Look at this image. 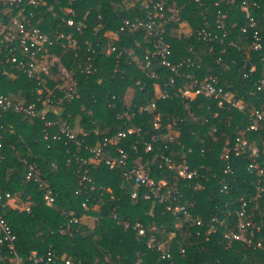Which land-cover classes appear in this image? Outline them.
I'll return each instance as SVG.
<instances>
[{"label": "trees", "instance_id": "obj_1", "mask_svg": "<svg viewBox=\"0 0 264 264\" xmlns=\"http://www.w3.org/2000/svg\"><path fill=\"white\" fill-rule=\"evenodd\" d=\"M26 1H22V7L29 10ZM157 1L163 4L164 18L172 14L171 9L180 8L179 19L188 22L193 31L205 29L217 36H171L169 27L176 24L167 19V30L162 34L170 44V66L178 65L174 70L161 63L155 40L143 27L119 30L125 19L131 21L144 15L139 3L43 0L40 15L36 16L41 18V28L48 33L53 29L72 30L77 39L76 48L56 44L53 49L60 66L76 79L75 90L79 93V97L63 101L55 117L70 126L79 121L88 133L85 137L79 135L83 138L81 146L64 136L52 138L55 128H50V137L44 139V120L0 112L4 128H0L4 137L2 152L6 157L0 162V194L11 193L18 204L16 207L0 199V216L16 235L15 247L23 258L31 251L42 253L50 247L59 255L80 261L77 264H264L261 250L228 240L222 227L207 233V224L198 225L195 220L200 217L206 223L210 214L219 217L228 209L234 215L243 200L249 215L257 216L264 208V192L256 197L257 170H247L251 158L247 153L230 158L231 172L225 173L228 159L221 153L225 140L241 134L264 153V126L258 130L246 127L253 109L264 111V90L256 88L264 72V0H246L256 22L260 49L252 47L253 29L241 8L242 0H203L200 5L194 0H150ZM68 6L74 15L65 12ZM221 14L226 15L223 28L218 26ZM68 18L73 20L72 26L67 25ZM109 45L115 46V51L105 53ZM88 64L90 71L86 72ZM250 65L255 70L248 73ZM208 74L216 76L219 85L241 99L242 111L218 106L213 98L202 94L193 99L182 97V91L193 79L201 80ZM171 77L176 79L174 85L168 83ZM65 83L66 78L56 74L53 79L46 78L47 86L53 87L56 94L62 93ZM35 87V82L19 71L10 77L0 67V93L28 96ZM158 90H167L169 97L157 99L152 112H139L138 106L155 98ZM156 112L161 113L162 124L175 120L177 136L162 149L175 163L174 168L168 169L159 158L154 162L153 154L144 152L140 143L156 132ZM128 126L140 128V135H128L122 141L128 163L142 164L154 180H164L163 190L170 189L176 202L185 205L188 217L182 212L174 215L153 197L144 199L143 188H138V196L132 199L133 181L103 162L78 167L72 157L77 148L88 157L84 145H93L103 136ZM159 162L164 166L159 168ZM28 164L38 171L42 187L25 178ZM177 164L196 170L197 177L180 176L175 169ZM222 183L228 189L219 193ZM46 189L54 195L52 204L43 199ZM25 204H29V211L23 209ZM97 205L98 210H94ZM87 215L98 216L93 228L81 222L82 216ZM124 221L139 222L144 234L125 229ZM151 236L166 244L169 256L162 257V251L148 245ZM5 251L0 244V252Z\"/></svg>", "mask_w": 264, "mask_h": 264}, {"label": "built area", "instance_id": "obj_2", "mask_svg": "<svg viewBox=\"0 0 264 264\" xmlns=\"http://www.w3.org/2000/svg\"><path fill=\"white\" fill-rule=\"evenodd\" d=\"M23 0H0V67L4 74L10 77H14V73L19 71L24 74L28 79L35 82V90H30L28 96L12 97L11 94L0 93V112H13L20 113L28 117H38L44 120L43 138L48 139L50 137V128H55V133L52 134V138L60 139L64 136L66 139L74 142L77 146H81L83 138H80L65 120L49 118L50 113H59L61 103L63 101H70L73 98L79 97V93L75 90L77 81L74 77L68 74L62 66H60L59 58L54 53V46L57 44L60 47H77V39L74 36V31L53 29L51 33L44 31L39 25L40 6L43 0H27L25 6L29 5V10H25L22 6ZM199 5L203 0H194ZM70 3V2H69ZM21 5V6H20ZM144 9V15L142 17H136L134 20L125 19L124 23L120 25L119 30L123 31L126 27L138 28L143 27L145 32L154 38V47L157 49L156 53L161 57V63L166 66H170V61L167 56L170 54L171 49L169 43L166 41L162 32H159V28L162 22H166L169 17L163 16V4L159 1L155 3H145L141 6ZM241 8L245 12V16L248 18V26L253 29V39L251 40L252 47L254 49L261 48L260 36L254 29L256 22L249 11V5L246 0H242ZM66 13L74 15V10L70 6L65 8ZM36 14V15H35ZM163 19V21H162ZM67 25L72 26L73 20L68 18L66 20ZM77 30L80 27L76 28ZM241 30L246 31V27H242ZM197 33V38L215 39L217 36L209 30L198 29L193 31L190 29L187 36ZM114 36V32L109 33ZM86 43V41H85ZM115 51V46L109 45L105 48V53ZM155 54V51L152 53ZM147 55L145 56V58ZM148 61V60H147ZM181 64H179L180 66ZM56 67V69H55ZM89 64L86 67V72H89ZM172 70L177 67L170 66ZM255 70L254 65H250L248 73ZM53 74L59 75L61 78H66L65 86L62 89L61 94H56L53 87H48L46 84V78L53 79ZM246 73L243 74V77ZM176 79L171 77L169 84L174 85ZM139 81H137V84ZM56 87V86H55ZM257 90H264V72L263 76L259 79L256 86ZM46 89V91H45ZM198 94H202L213 98L218 106L233 107L242 111L244 104L241 99L237 98L231 91L224 89L219 85L216 76L213 74L205 75L201 80L193 79L188 87L182 91V97L195 98ZM167 90H158V95L155 98L149 100L148 103L138 106L139 112H152L156 107L157 99H164L169 97ZM175 122L167 121L165 124L161 122V113L156 112L154 115L153 128L156 132L151 133L148 139H143L140 142L144 152H150L153 154L152 160L155 162L158 158L163 160L165 166L170 169L174 168V162L171 161L169 156H166L162 149L167 147V143L172 140L169 131L177 130L174 128ZM1 126V125H0ZM260 126H264V111L257 108L253 109L249 116V124L246 126L249 130H258ZM211 130L215 131L216 127H212ZM140 135V128L134 126H128L126 129H119L115 133L103 136L98 142L93 145H84V149L88 151L89 156L84 157L81 155L80 148H77L75 154L72 157L78 163V167L88 164H98L103 162L109 168L121 171L122 176L128 180H132L134 188L130 192V197L136 199L138 196V188H143L144 199L155 198L159 203L165 204V208L171 211L174 215L178 212H182L188 217L185 205L176 202V196L171 195L170 189H164V180H154L148 170L142 164L130 165L127 152L121 146L122 141L125 140L128 135ZM81 135L85 137L86 132H82ZM176 136V135H175ZM155 142H158L155 146ZM264 145V142H263ZM2 142L0 140V161L4 158L5 154L2 152ZM254 141H249L248 138L236 136L233 140H225L221 153L228 162L223 169V172L228 173L230 170V158L240 156L242 153H247L251 158V161L247 165V170L253 172L257 170V192L256 197L264 192V153L262 154ZM264 152V151H263ZM70 161V159H68ZM26 162V161H25ZM163 163H158V167L164 166ZM178 174L186 179L197 177L196 170H191L184 164H177L175 167ZM87 168L83 169L82 178H85ZM25 178L27 180H34L42 187V183L38 178V173L35 167L31 164L27 165L25 171ZM219 193L227 192L228 185L222 183ZM196 187V186H194ZM93 188V186H91ZM79 192V189L76 191ZM0 199L6 201H15V197L5 192L0 194ZM43 199L46 204H52L54 201V195L50 189H46L43 194ZM24 210L29 211V204H25ZM222 216L212 213L210 214V220L206 223L202 218L196 217V224L206 225L207 233L215 231L218 227H222L224 230V237L228 240L240 241L247 247L256 248L262 251L264 256V208L257 214L252 216L247 214V202L242 201L240 209L236 210L234 215L228 209L227 213L222 212ZM232 215V218L230 216ZM76 221V220H74ZM125 229L131 228L137 232L138 235L144 234V228L139 222L130 224L129 221L123 222ZM16 235L12 232L9 224L0 216V244L4 245L5 253L0 252V261L3 264H77L80 261H76L66 256L59 255L54 249L48 248L45 252L39 253L37 251H31L26 258L19 255L15 247ZM148 245L150 247H156L162 251V257L169 256L166 252V244L158 241L154 236L149 237Z\"/></svg>", "mask_w": 264, "mask_h": 264}, {"label": "rangeland", "instance_id": "obj_3", "mask_svg": "<svg viewBox=\"0 0 264 264\" xmlns=\"http://www.w3.org/2000/svg\"><path fill=\"white\" fill-rule=\"evenodd\" d=\"M131 2H129V4H132V3H139L140 7L145 4V3H149L150 0H130ZM171 12L172 14H170L169 18L170 20L176 24V26H171L169 27V32H170V35H175L177 37L181 36V37H186L188 31H190V29H192L189 25L188 22H186L185 20H180L179 19V12H180V8H173L171 9ZM201 13V12H199ZM225 14H221V18H222V21H220V24H218V26L220 28H223L225 27ZM163 21V19H162ZM167 22H162L161 23V26L159 28V32L163 33V31H166L167 30V25H166ZM171 35V36H172ZM194 35L196 36L197 33L195 32ZM201 38V37H200ZM203 39V38H201ZM170 45V44H169ZM132 52V51H131ZM247 54V52H246ZM133 59H135V57H133ZM131 95L129 97H127L126 99L128 100V102L131 101ZM127 102V103H128ZM129 104V103H128ZM171 121L174 123L175 120L172 118ZM171 137H172V140L173 141L176 136H177V133H175L174 131H169ZM176 135V136H175ZM94 210H98V205L94 208ZM97 215H87V216H82V222L83 224H85L88 228H93L95 223H96V220H97Z\"/></svg>", "mask_w": 264, "mask_h": 264}, {"label": "crops", "instance_id": "obj_4", "mask_svg": "<svg viewBox=\"0 0 264 264\" xmlns=\"http://www.w3.org/2000/svg\"><path fill=\"white\" fill-rule=\"evenodd\" d=\"M126 95H127V93H126ZM128 96V95H127ZM58 114V113H57ZM57 114H55V113H50L49 114V116H51V117H49V118H54ZM1 126H0V128H3V126H2V124H0ZM69 125V124H68ZM70 126V125H69ZM71 128H72V130L76 133V134H78V135H80L82 132H85V130H83V128L81 127V125H80V123H79V121H74V123H73V125H71L70 126ZM4 129V128H3ZM86 133H88V132H86ZM3 139H4V137H3V135H2V133L0 132V140H1V142H2V145H3ZM4 154V153H3ZM5 157V156H4ZM6 158V157H5ZM5 158H3L1 161H3ZM0 161V162H1ZM37 171V170H36ZM37 173H38V171H37ZM9 203H11L12 205H14V206H18V204L15 202H12V201H9ZM81 220H82V218H81ZM82 222V221H81ZM80 222V223H81Z\"/></svg>", "mask_w": 264, "mask_h": 264}]
</instances>
